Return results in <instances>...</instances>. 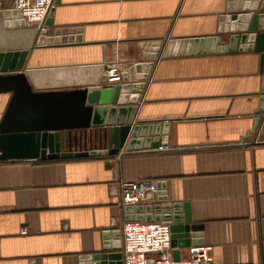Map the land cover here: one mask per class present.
Listing matches in <instances>:
<instances>
[{"label": "crops", "instance_id": "crops-1", "mask_svg": "<svg viewBox=\"0 0 264 264\" xmlns=\"http://www.w3.org/2000/svg\"><path fill=\"white\" fill-rule=\"evenodd\" d=\"M1 2L8 8L13 0ZM227 6L228 0H60L48 36L64 30L59 37L73 43L35 50L27 63L59 70L136 65L145 61L141 41L219 36ZM229 36L220 34L226 42ZM154 62L134 119L169 124L159 152L126 155L123 149L105 161L0 162V264H79L83 256L122 253V236L108 244L103 237L121 230L125 219L111 195L119 178L166 182L162 191L171 201L189 203L194 222L204 225L213 264H264L261 54ZM10 97L0 95V122ZM181 257L189 258L188 249Z\"/></svg>", "mask_w": 264, "mask_h": 264}, {"label": "water", "instance_id": "water-1", "mask_svg": "<svg viewBox=\"0 0 264 264\" xmlns=\"http://www.w3.org/2000/svg\"><path fill=\"white\" fill-rule=\"evenodd\" d=\"M250 1L253 0H228L219 36L170 40L165 45L163 40L139 42L145 61L128 65L124 83L113 87L107 84L104 64L60 70L30 68L27 60L31 52L66 46L73 43V38H60L59 34L67 33L64 30H57L54 37L38 36L35 29L26 28L19 11L3 7L0 0V95H11L0 122V162L113 157L123 149L126 155L159 152L161 136L168 135L169 124L134 119L154 60L159 57L255 52L261 54L264 92V0H255L253 5ZM250 9L258 13L250 14ZM55 11L56 7L46 23L50 28L54 26ZM220 34L230 35L229 41L222 40ZM89 70L97 71L93 80L85 76ZM63 73L70 77H61ZM75 74L82 76L74 78ZM255 122L257 127L260 118ZM164 188L166 182H159L157 203L126 208L125 219L170 225L174 260L180 261L183 250L206 244L204 225L194 222L189 203L171 201L169 193L162 191ZM112 236L121 238V230L105 232V244ZM80 261L79 264H123V254L97 253L83 256Z\"/></svg>", "mask_w": 264, "mask_h": 264}, {"label": "built area", "instance_id": "built-area-1", "mask_svg": "<svg viewBox=\"0 0 264 264\" xmlns=\"http://www.w3.org/2000/svg\"><path fill=\"white\" fill-rule=\"evenodd\" d=\"M57 0H13L10 8L20 12L26 28L35 29L37 35H48L46 23L51 11L57 6ZM129 69L122 62L107 65L105 74L110 86H121L123 74ZM121 156V155H119ZM160 189L155 180L130 181L119 178L111 186V195L118 198L119 206L125 216L129 207L147 206L158 202ZM123 243V264H213L212 247L208 245L191 246L189 258L175 261L172 247L170 225L162 222L127 221L121 223ZM23 230V234H26Z\"/></svg>", "mask_w": 264, "mask_h": 264}, {"label": "trees", "instance_id": "trees-1", "mask_svg": "<svg viewBox=\"0 0 264 264\" xmlns=\"http://www.w3.org/2000/svg\"><path fill=\"white\" fill-rule=\"evenodd\" d=\"M110 157H89L82 159H68V160H52V161H41V163H58V162H72V161H97V160H109Z\"/></svg>", "mask_w": 264, "mask_h": 264}]
</instances>
